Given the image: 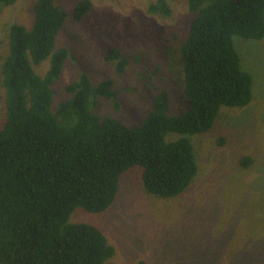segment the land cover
I'll use <instances>...</instances> for the list:
<instances>
[{"label":"trees","instance_id":"trees-1","mask_svg":"<svg viewBox=\"0 0 264 264\" xmlns=\"http://www.w3.org/2000/svg\"><path fill=\"white\" fill-rule=\"evenodd\" d=\"M16 1L0 0V9ZM92 7V0L78 1L74 20ZM187 7L192 20L179 46L181 107L170 112L173 97L163 88L133 124L97 115L99 99L116 100L117 92L111 79L94 85L85 72L53 109V84L70 56L66 46L56 47L68 16L59 0H36L32 25L10 26L1 81L0 264H106L114 247L94 224L70 221L72 212L106 210L122 174L135 166L143 168L148 192L183 193L199 170L192 136L210 130L224 106L252 101L253 77L242 67L234 36L264 38V0H187ZM149 11L172 13L168 0L152 2ZM105 56L119 72L128 61L117 47ZM47 59L41 75L37 66ZM251 161L242 158L244 166ZM226 264H264V252L242 249Z\"/></svg>","mask_w":264,"mask_h":264},{"label":"rangeland","instance_id":"rangeland-1","mask_svg":"<svg viewBox=\"0 0 264 264\" xmlns=\"http://www.w3.org/2000/svg\"><path fill=\"white\" fill-rule=\"evenodd\" d=\"M78 1L59 0L68 16L56 47L66 46L70 56L53 84V109L70 98L66 86L85 72L94 85L111 79L117 92L116 100L99 99L94 111L100 117L136 123L163 88L173 97L170 112L177 113L184 90L179 46L192 20L187 0H168L169 16L149 11L156 0H92L90 12L76 21ZM35 2L17 0L0 9V125L10 26L29 28ZM234 42L253 77V98L246 106H224L210 130L192 136L199 170L189 187L172 197L152 194L144 187L143 168L135 166L122 174L106 210L79 206L72 212L70 221L94 224L114 247L106 264H226L242 249L264 252V38L235 35ZM112 47L128 60L120 72L116 60L105 56ZM48 65V59L40 63L38 72L43 75ZM244 156L252 158L245 166Z\"/></svg>","mask_w":264,"mask_h":264}]
</instances>
